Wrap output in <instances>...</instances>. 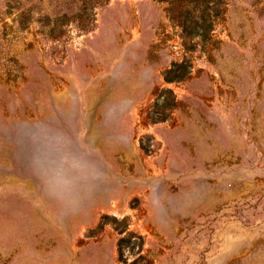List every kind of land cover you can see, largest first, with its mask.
<instances>
[{"label": "rangeland", "instance_id": "obj_1", "mask_svg": "<svg viewBox=\"0 0 264 264\" xmlns=\"http://www.w3.org/2000/svg\"><path fill=\"white\" fill-rule=\"evenodd\" d=\"M0 264H264V0H0Z\"/></svg>", "mask_w": 264, "mask_h": 264}, {"label": "trees", "instance_id": "obj_2", "mask_svg": "<svg viewBox=\"0 0 264 264\" xmlns=\"http://www.w3.org/2000/svg\"><path fill=\"white\" fill-rule=\"evenodd\" d=\"M89 23H90V19L87 17L84 22L80 23V28H83V29L87 28ZM176 69H181L180 73H176L177 72ZM187 70H188V65L185 62L172 63L171 67L168 69V71L166 72V75L164 76V80L167 82H171L174 80H181L182 78H184V76H186V72H188ZM164 92L170 93L169 90H165ZM165 106L168 107L170 105H168V103H166ZM150 118L153 122L165 120L164 117H159V118L150 117ZM107 218H108L107 216L104 217V219H107ZM112 220L115 224L118 222L115 218H113ZM129 241L130 240L128 237L122 238L119 241L120 247L123 246V243H125V242L127 243Z\"/></svg>", "mask_w": 264, "mask_h": 264}]
</instances>
